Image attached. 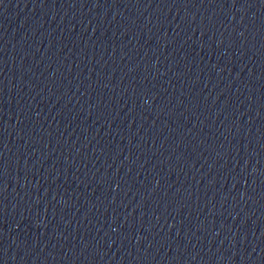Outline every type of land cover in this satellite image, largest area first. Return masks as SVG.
Instances as JSON below:
<instances>
[{"label":"water","instance_id":"obj_1","mask_svg":"<svg viewBox=\"0 0 264 264\" xmlns=\"http://www.w3.org/2000/svg\"><path fill=\"white\" fill-rule=\"evenodd\" d=\"M0 264H264V0H0Z\"/></svg>","mask_w":264,"mask_h":264}]
</instances>
